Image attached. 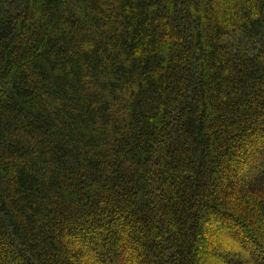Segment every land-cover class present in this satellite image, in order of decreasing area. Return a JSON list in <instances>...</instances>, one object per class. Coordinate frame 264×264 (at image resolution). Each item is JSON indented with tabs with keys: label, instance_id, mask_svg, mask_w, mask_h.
I'll list each match as a JSON object with an SVG mask.
<instances>
[{
	"label": "trees",
	"instance_id": "16d2710c",
	"mask_svg": "<svg viewBox=\"0 0 264 264\" xmlns=\"http://www.w3.org/2000/svg\"><path fill=\"white\" fill-rule=\"evenodd\" d=\"M0 264H264V0H0Z\"/></svg>",
	"mask_w": 264,
	"mask_h": 264
}]
</instances>
